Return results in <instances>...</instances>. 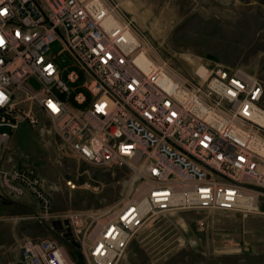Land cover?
Segmentation results:
<instances>
[{
  "label": "built area",
  "instance_id": "2783aa9c",
  "mask_svg": "<svg viewBox=\"0 0 264 264\" xmlns=\"http://www.w3.org/2000/svg\"><path fill=\"white\" fill-rule=\"evenodd\" d=\"M108 14L104 0H0V141L23 122L48 124L58 145L90 165L125 170L128 183L112 205L56 214L36 167L0 166V212L32 197L38 217L68 229L88 264H118L135 233L161 213L252 214L264 203V126L256 120L263 83L224 66L196 79L178 73L150 59L126 26H107ZM54 43L82 72L79 87L91 97L83 108L68 102V83L80 76L61 78ZM139 55L151 60L145 69ZM72 101L87 98L78 92ZM0 264L75 262L55 240L27 238L15 260Z\"/></svg>",
  "mask_w": 264,
  "mask_h": 264
},
{
  "label": "rangeland",
  "instance_id": "374dc122",
  "mask_svg": "<svg viewBox=\"0 0 264 264\" xmlns=\"http://www.w3.org/2000/svg\"><path fill=\"white\" fill-rule=\"evenodd\" d=\"M104 1L119 24L139 39L150 59L195 79L200 68H239L264 85V0ZM60 50L57 43L51 46L61 78L66 80L71 70L80 76L76 83H68V102L83 108L91 97L79 87L84 81L82 72L71 55ZM27 83L40 89L34 77ZM78 92L86 96L85 105L72 101ZM261 106L264 109V95ZM58 142L48 124L23 122L7 140L0 141V166L26 163L36 167L56 214L104 208L125 195V170L85 163ZM68 180L76 188H70ZM25 197L4 205L0 212V263L15 260L27 238H50L65 247L75 264H88L70 231L60 222L39 218L36 201ZM260 209L252 214L161 213L135 233L118 264H264V203Z\"/></svg>",
  "mask_w": 264,
  "mask_h": 264
},
{
  "label": "bare ground",
  "instance_id": "6f19581e",
  "mask_svg": "<svg viewBox=\"0 0 264 264\" xmlns=\"http://www.w3.org/2000/svg\"><path fill=\"white\" fill-rule=\"evenodd\" d=\"M104 23L109 27L114 26V25H119L118 17L114 13L108 14L107 17L105 18ZM127 33L129 36H132V33H130V31H127ZM135 61L139 66H141L144 69L149 64V62H151V60L148 57L143 56V55H139ZM198 74H200L202 77H205L206 70L203 68H200V70L198 71ZM256 120L259 124L264 126V113L258 114L256 117Z\"/></svg>",
  "mask_w": 264,
  "mask_h": 264
},
{
  "label": "crops",
  "instance_id": "0c3cea01",
  "mask_svg": "<svg viewBox=\"0 0 264 264\" xmlns=\"http://www.w3.org/2000/svg\"><path fill=\"white\" fill-rule=\"evenodd\" d=\"M28 196H26L25 198H27Z\"/></svg>",
  "mask_w": 264,
  "mask_h": 264
}]
</instances>
